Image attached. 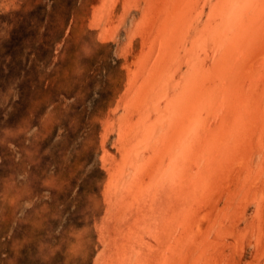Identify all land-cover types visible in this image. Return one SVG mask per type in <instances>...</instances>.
<instances>
[{"label": "rangeland", "instance_id": "obj_1", "mask_svg": "<svg viewBox=\"0 0 264 264\" xmlns=\"http://www.w3.org/2000/svg\"><path fill=\"white\" fill-rule=\"evenodd\" d=\"M0 264H264V0H0Z\"/></svg>", "mask_w": 264, "mask_h": 264}]
</instances>
